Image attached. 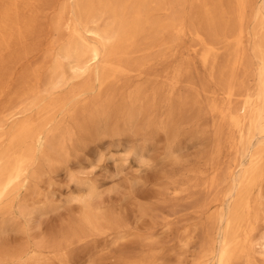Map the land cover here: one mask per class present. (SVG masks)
<instances>
[{
	"label": "bare ground",
	"instance_id": "obj_1",
	"mask_svg": "<svg viewBox=\"0 0 264 264\" xmlns=\"http://www.w3.org/2000/svg\"><path fill=\"white\" fill-rule=\"evenodd\" d=\"M45 5L55 7L45 49L51 63L26 69L14 89L6 77L40 44L26 41L41 33L38 13ZM187 37L195 42L189 47ZM183 48L218 77L215 89L202 84L177 101L174 91L192 62L170 58ZM220 50L227 54L222 62L217 61ZM249 78L253 88L247 86ZM4 97L2 224L49 211V205L31 209L19 203L21 191L38 184L98 124L140 121L174 133L182 121L175 115L178 105L196 108L199 119L209 113L216 155L226 144L242 159L211 180L214 186L229 179L224 195L233 202L227 212L219 210L203 222L202 249L191 264H264V0L257 7L254 0H0V100ZM161 101L168 102L162 123L157 118ZM223 220L225 226H217ZM65 226L60 235L39 236L18 249L0 246V264L63 262L75 242L101 230L89 203L78 220ZM132 264L152 263L144 258Z\"/></svg>",
	"mask_w": 264,
	"mask_h": 264
},
{
	"label": "rangeland",
	"instance_id": "obj_2",
	"mask_svg": "<svg viewBox=\"0 0 264 264\" xmlns=\"http://www.w3.org/2000/svg\"><path fill=\"white\" fill-rule=\"evenodd\" d=\"M65 1L71 0L57 3ZM260 2L254 0L255 7ZM54 13L55 7L47 5L39 11L41 33L26 42L40 44L14 64L6 77L14 83V89L26 69L50 65L45 49L52 39L50 22ZM194 43L191 37L185 39V47ZM245 46L250 49L248 37ZM179 51V55L170 58L172 63L188 59L192 67L184 72L173 99L178 101L191 91L200 90L202 84L215 89L218 72L212 76L210 67L204 66L197 55L185 48ZM226 57V52L220 50L217 61ZM163 67L160 64L157 68L161 71ZM254 84L253 78L247 80L250 88ZM216 89L222 93L218 86ZM6 100L7 97L1 98L0 104ZM167 105L168 102L159 103L160 123L167 120ZM177 107L175 115L184 119L174 133L162 125L150 127L140 121L110 119L98 124L83 144L68 148V155L48 169L38 184L31 183L21 191L19 203L25 202L31 209L49 205V211L9 225L2 224L0 217V246L18 249L39 236L49 239L60 235L68 222L80 218L89 203L100 218L101 230L75 242L68 259L57 260V264H132L144 258L152 264L193 263L202 249L203 222L219 210L227 212L233 202L224 195L230 180L214 186L211 180L220 179L229 164L241 157L226 144L216 155L217 142L209 113L199 119L196 108ZM243 161L248 162L247 158ZM217 226H225V220ZM220 229L216 231L215 247Z\"/></svg>",
	"mask_w": 264,
	"mask_h": 264
}]
</instances>
